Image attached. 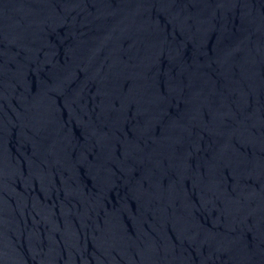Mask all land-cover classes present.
Returning a JSON list of instances; mask_svg holds the SVG:
<instances>
[{
    "label": "water",
    "instance_id": "obj_1",
    "mask_svg": "<svg viewBox=\"0 0 264 264\" xmlns=\"http://www.w3.org/2000/svg\"><path fill=\"white\" fill-rule=\"evenodd\" d=\"M0 264H264V0H0Z\"/></svg>",
    "mask_w": 264,
    "mask_h": 264
}]
</instances>
